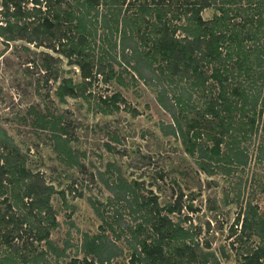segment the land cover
I'll list each match as a JSON object with an SVG mask.
<instances>
[{"label": "rangeland", "instance_id": "obj_1", "mask_svg": "<svg viewBox=\"0 0 264 264\" xmlns=\"http://www.w3.org/2000/svg\"><path fill=\"white\" fill-rule=\"evenodd\" d=\"M65 1L73 2L61 3ZM110 6L105 0L99 1L88 14L96 13L97 18L102 12L113 10ZM212 11V6H206L200 13L207 18ZM178 20L181 18H174L175 22ZM92 25L95 31L89 45L93 53L89 56L93 70L98 66L95 56L100 52L97 32L101 28L98 21ZM175 32L181 34L180 30ZM110 37L117 42L118 32ZM120 51L116 44L103 56L101 53L99 64L110 61L111 76L103 80L96 73L85 83L83 91L58 98L54 88L62 76H68L72 82L80 80L72 57L44 42L35 43L23 36H0V128L17 146L22 167L33 174L15 183L6 181L0 197L6 194L7 199H12L11 194L15 193L19 196L26 181L36 184L34 181L38 183L41 178L43 184L50 186L44 191L50 206L45 217L51 215L54 220L47 227L49 246L43 239L32 237V226L22 231L27 226L21 221L22 232L10 237L16 246L11 254L14 259H19L18 252L27 257L16 264H83V258L90 260L88 264H129L134 243L131 232L115 223H111L112 230L89 200L104 214L123 212L122 220L131 226L139 217H131L129 208L123 205L127 202L122 199L105 202L109 192L99 172L108 179L117 175L129 180L139 199L153 195L154 202L161 207L173 200L179 204L178 210L166 213L188 230L195 242H188L187 236L183 240L192 244L189 251H194V255L189 252L190 259L176 262L180 258L172 252L170 242L165 251L171 254L166 255L163 264H240L243 252L250 251L254 244H261L264 249V102L257 104L260 111L255 114L254 128L240 140L242 161L224 160L221 168L212 166L213 170L206 172L183 149L176 135L162 131V124L165 127L170 115L155 97L157 78L138 76L127 58L129 49H123L126 61ZM109 54L115 58H109ZM56 132L70 147L68 156H61L54 148ZM259 147L263 151L259 152ZM20 196V200L13 198L17 202L10 205V211L19 215L33 212L26 204L28 197ZM245 213L253 216L254 223L241 229L239 220H234ZM35 216L30 215L31 222ZM1 225L16 230L14 219ZM257 230L262 232L263 239L256 235ZM144 231L140 234L144 235ZM84 232L108 236L98 249L100 256L108 258L99 263L95 256L82 251ZM6 245L0 242V258L8 248ZM32 250L36 253L31 258ZM202 253L206 257L203 262Z\"/></svg>", "mask_w": 264, "mask_h": 264}, {"label": "trees", "instance_id": "obj_2", "mask_svg": "<svg viewBox=\"0 0 264 264\" xmlns=\"http://www.w3.org/2000/svg\"><path fill=\"white\" fill-rule=\"evenodd\" d=\"M99 1L103 0L64 3L62 0H0V36L4 39L23 36L35 43L44 42L72 57L79 68L80 80L72 82L68 76H62L54 88L58 98L83 91L85 83L96 73L103 80L111 76V62L99 64L101 53L103 56L119 44L122 59H131L130 65L138 76L157 78L155 97L170 115V120L164 123L165 127L162 124L161 129L178 137L199 168L209 172L213 170L212 166L221 168L224 160L242 161L244 153L240 140L254 128L255 114L260 111L257 104L264 102V0H105L113 10L94 18L96 13L92 16L88 13ZM206 6L213 7L207 18L200 13ZM174 18L181 20L175 22ZM95 21L101 28L97 32L101 41L100 52L95 56L98 66L92 70L89 55L93 52L89 43ZM176 29L181 34L178 35ZM115 31L118 32L117 42L110 37ZM125 47L129 49L127 58L123 52ZM108 57L115 58L111 54ZM117 79H120L119 75ZM101 100L106 101L103 97ZM113 106L117 104L114 102ZM262 118L264 121V113ZM53 135L54 148L61 156H68L70 147L61 134ZM10 140L0 128V193L6 181L15 183L33 176L22 167L18 148ZM107 164L109 166L110 162ZM99 173L109 192L105 202L122 199L123 203L127 202L123 205L129 208L131 217H139L131 226L122 220L123 212L104 214L98 211L94 201L89 200L100 219L112 230L111 223H115L131 232L134 243H131L133 250L129 253V264H163L167 261L166 255L171 254L165 251L170 242L172 252L180 258L176 262L192 257L189 252L194 251H189V247L195 241L185 227L171 220L166 213L178 210L176 200L161 207L154 202L153 195L139 199L129 180L117 175L108 179ZM30 182L24 183L20 195L28 197L26 204L34 209L33 212H20L19 215L10 211V205L17 202L13 198L20 200L17 193L11 194L12 199L10 196L7 199L6 194L0 197V242L8 247L0 264H16L27 257L24 252H18L19 259L12 257L11 251L16 246L10 237L24 229L28 231L30 226L33 229L29 232L34 239H43L47 246L50 244L47 227L54 220L51 215L45 217L50 206L44 193L50 186L43 184L41 178L38 183L34 181L36 184ZM149 201H152L150 205ZM33 214L36 216L31 222L30 215ZM42 218L46 223H41ZM11 219L16 224L15 231L1 225ZM237 220L241 229L254 223L253 216L246 213L236 216L234 223ZM21 221L27 226L22 227V231ZM143 229L144 235L140 234ZM114 233L117 236V232ZM255 233L263 239L260 230ZM186 236L192 244L183 240ZM107 238L106 234L84 232L82 251L95 256L101 263L108 256H100L98 249ZM29 253L32 258L36 251ZM204 255L201 254L202 262L206 259ZM242 257L240 264H264V249L261 244H254L250 251L243 252ZM83 261V264L90 263L85 258Z\"/></svg>", "mask_w": 264, "mask_h": 264}]
</instances>
